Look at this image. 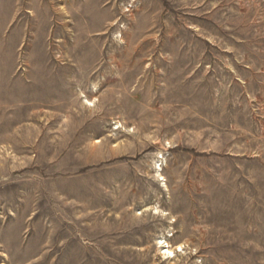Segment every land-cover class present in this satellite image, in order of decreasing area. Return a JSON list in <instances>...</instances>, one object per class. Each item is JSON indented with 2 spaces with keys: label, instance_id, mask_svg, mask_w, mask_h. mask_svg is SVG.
Masks as SVG:
<instances>
[{
  "label": "rangeland",
  "instance_id": "rangeland-1",
  "mask_svg": "<svg viewBox=\"0 0 264 264\" xmlns=\"http://www.w3.org/2000/svg\"><path fill=\"white\" fill-rule=\"evenodd\" d=\"M0 264H264V0H0Z\"/></svg>",
  "mask_w": 264,
  "mask_h": 264
}]
</instances>
